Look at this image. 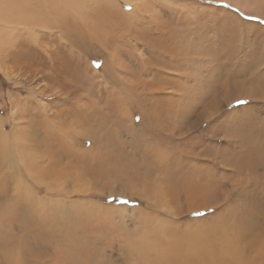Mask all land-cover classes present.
<instances>
[{"label":"rangeland","instance_id":"1","mask_svg":"<svg viewBox=\"0 0 264 264\" xmlns=\"http://www.w3.org/2000/svg\"><path fill=\"white\" fill-rule=\"evenodd\" d=\"M36 1L70 32L0 12V264H264V0Z\"/></svg>","mask_w":264,"mask_h":264},{"label":"bare ground","instance_id":"2","mask_svg":"<svg viewBox=\"0 0 264 264\" xmlns=\"http://www.w3.org/2000/svg\"><path fill=\"white\" fill-rule=\"evenodd\" d=\"M42 2L45 4V5H47L48 7H51L52 5L53 6H55L54 4V1H51V3L49 4V3H45L43 0H42ZM43 5V4H42ZM62 5V4H61ZM39 7H41V4L38 2V1H36V0H19V9L21 10V11H23V15L22 16H20V19H19V28L20 29H24L25 27H27V26H30L31 25V23L30 22H34V24L35 23H38V28L40 29V28H42L43 27V33H45V31L47 30V31H49V32H53L52 30H53V25L57 28V29H59L62 33L61 34H67V36H68V34H69V29H68V27H70V26H68V24H66V23H64L65 22V20H63V22H62V19L64 18L63 16L61 17V15H59L58 16V13H56L55 11L54 12H52L51 14H49V13H47L46 11H44V9H45V6H44V9H40ZM53 8V7H52ZM52 8H50V10L52 9ZM58 8V7H57ZM56 8V9H57ZM6 9H8V0H0V12H2V11H4V10H6ZM55 8H54V10H56ZM64 9V8H63ZM28 10H29V12H28ZM45 10H47V9H45ZM49 10V11H50ZM118 11H119V9H117ZM122 10V8L120 9V11ZM30 12H33V14L32 13H30ZM59 12V11H58ZM109 13V12H108ZM1 14V13H0ZM30 15V16H29ZM122 18V17H121ZM56 23V24H53V23ZM59 22V23H58ZM61 22V23H60ZM58 24H61V25H58ZM64 24V25H63ZM1 27V26H0ZM8 29H9V31H10V29H14V28H18V24H14V25H12V24H9L8 25ZM33 27L35 28V26L33 25L32 26V28H30V29H32V31H34L35 32V37L36 38H38V39H34V42H36L35 44H33V45H29V44H26L24 41L22 42V44H21V42H19V54H20V52L23 54V52H29V51H33L34 50V52L35 53H38L37 51H35V50H38L37 48H38V45L40 44L39 43V29L38 28H35V29H37V30H34L33 29ZM36 27H37V24H36ZM29 28H27V29H29ZM161 28V27H160ZM15 29V30H16ZM46 29V30H45ZM21 31V30H20ZM31 31V32H32ZM12 32V31H11ZM11 32H8V33H10L9 34V36L11 35L12 36V38L14 37L13 36V33H11ZM17 32H18V30H17ZM40 32H41V30H40ZM48 32V33H49ZM16 33V32H15ZM28 33H29V31H28ZM27 33V34H28ZM33 33V32H32ZM161 33H163V32H161ZM50 34V33H49ZM54 34V33H53ZM29 35H30V33H29ZM165 35V34H164ZM27 36V35H26ZM162 36V35H161ZM43 37V36H42ZM11 38V37H10ZM11 38V39H12ZM48 38H50V37H48ZM66 38V37H65ZM27 39H28V36H27ZM26 39V40H27ZM171 39H174V37H172L171 38V36L169 35V34H166L165 36H164V38H163V41H164V43H166V41H170ZM46 40V39H45ZM44 40V41H45ZM48 40V39H47ZM61 40V39H60ZM51 41V40H50ZM42 43V42H41ZM50 42H48V44H49ZM168 43V42H167ZM46 44H47V42H46ZM49 46V45H48ZM51 46V45H50ZM36 47V48H35ZM39 47H41V46H39ZM45 47V46H44ZM48 48V47H47ZM41 50V49H40ZM163 50H165V51H168V48H167V46H164L163 47ZM43 51H46V50H43ZM47 52V51H46ZM51 52H52V50H51ZM56 52V51H55ZM25 53V54H26ZM32 54H33V52H32ZM44 54V53H43ZM46 54V53H45ZM48 54V53H47ZM46 54V55H47ZM52 55V54H51ZM23 56H21L20 58H22ZM20 58H19V61L21 62V60H20ZM37 58V57H36ZM23 61V60H22ZM30 61V60H29ZM32 62H33V60H31ZM31 62V63H32ZM28 63V62H27ZM28 65H30V63H28ZM32 66H33V64H31ZM49 73V72H48ZM144 86H146L145 84H143ZM241 93V92H240ZM104 120V119H103ZM25 136V135H24ZM95 136V135H94ZM94 136H92V137H94ZM12 141H10L9 140V138H8V135L3 131V129L2 128H0V153H3V155H5V154H7L8 156H10L11 155V152H12ZM100 144V142L98 143V145ZM112 146L113 145H111V144H109V142H105V144H103L101 147H99L101 150H104V151H108V150H111L112 149ZM19 148V153H17L16 152V157H18V159H19V164L21 163V164H25V165H29L30 163H31V154L29 153V151L27 152L26 151V149H25V147L24 146H22L20 143H19V146H17L16 147V149H18ZM13 157H15V156H13ZM33 161V160H32ZM33 163V162H32ZM29 168V167H28ZM210 191V190H209ZM209 193H212L211 191L210 192H208V194ZM206 196V195H205ZM207 198H208V195L206 196ZM209 199V198H208ZM206 204H207V202H206ZM208 228V227H207ZM175 247V246H174ZM177 248H178V246H177ZM179 249V248H178ZM87 251V250H86ZM90 252V251H89ZM203 252V251H202ZM170 254H172V253H170ZM88 255L89 256H91V254H89L88 253ZM179 257H178V259H177V261H178V263H180V262H182L183 261V256H181V253H179ZM183 255V254H182ZM211 255V254H210ZM171 256V255H170ZM214 256V255H213ZM83 257V256H82ZM196 257V256H195ZM198 257V256H197ZM197 257H196V259H197ZM201 257V256H200ZM199 257V258H200ZM185 258V257H184ZM193 258V257H192ZM205 259V258H204ZM206 259H208V258H206ZM92 260V259H91ZM215 260V259H214ZM90 261V260H89ZM186 261V260H185ZM197 261V260H196ZM195 261V262H196ZM200 261H201V258H200ZM211 261V260H210ZM187 262V261H186ZM204 262V261H203ZM212 262V261H211ZM188 263V262H187ZM186 263V264H187ZM206 263V262H205ZM102 264V263H101ZM185 264V263H184ZM188 264H193V262L192 261H189V263ZM203 264V263H202Z\"/></svg>","mask_w":264,"mask_h":264},{"label":"crops","instance_id":"3","mask_svg":"<svg viewBox=\"0 0 264 264\" xmlns=\"http://www.w3.org/2000/svg\"><path fill=\"white\" fill-rule=\"evenodd\" d=\"M178 43H179V42L177 41V44H176V45H178ZM170 45L172 46V44H171V43H170ZM190 108H191V107H190Z\"/></svg>","mask_w":264,"mask_h":264},{"label":"snow or ice","instance_id":"4","mask_svg":"<svg viewBox=\"0 0 264 264\" xmlns=\"http://www.w3.org/2000/svg\"><path fill=\"white\" fill-rule=\"evenodd\" d=\"M115 199V198H114Z\"/></svg>","mask_w":264,"mask_h":264}]
</instances>
